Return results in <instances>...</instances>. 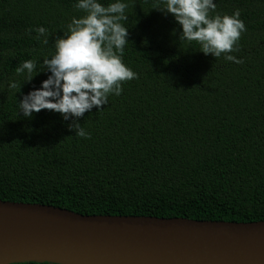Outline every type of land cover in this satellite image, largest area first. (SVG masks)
Returning a JSON list of instances; mask_svg holds the SVG:
<instances>
[{
	"label": "trees",
	"instance_id": "1",
	"mask_svg": "<svg viewBox=\"0 0 264 264\" xmlns=\"http://www.w3.org/2000/svg\"><path fill=\"white\" fill-rule=\"evenodd\" d=\"M124 2L122 59L136 78L102 111L63 121L50 110L17 115L48 73L24 83L16 67L33 59L43 70L55 39L86 13L75 0H0V200L85 216L264 222V0H214L246 26L228 53L239 63L180 41L158 0ZM77 122L86 138L70 130Z\"/></svg>",
	"mask_w": 264,
	"mask_h": 264
},
{
	"label": "water",
	"instance_id": "2",
	"mask_svg": "<svg viewBox=\"0 0 264 264\" xmlns=\"http://www.w3.org/2000/svg\"><path fill=\"white\" fill-rule=\"evenodd\" d=\"M264 264V222L85 216L0 200V264Z\"/></svg>",
	"mask_w": 264,
	"mask_h": 264
},
{
	"label": "clouds",
	"instance_id": "3",
	"mask_svg": "<svg viewBox=\"0 0 264 264\" xmlns=\"http://www.w3.org/2000/svg\"><path fill=\"white\" fill-rule=\"evenodd\" d=\"M74 7L86 14L71 18L67 31L55 39L53 54L42 60L43 70L37 69L33 59L16 67L24 83H30L41 72L48 73L38 88L16 100L17 115L22 113L31 119L34 113L50 110L63 121H75L93 108L102 111L110 94H121L122 82L136 78L122 59L128 43V28L121 23L128 19L127 3L114 0L105 6L99 0H75ZM216 7L214 0H158L154 9L172 15L181 29L180 41H195L204 55L217 58L225 54V60L239 63L228 53L236 50L234 46L246 26L238 9L229 15L215 12ZM35 31L43 37L42 43L48 44L47 29L40 26ZM18 86L20 89L17 81L8 83L13 90ZM69 128L75 129L77 136L88 135L78 122Z\"/></svg>",
	"mask_w": 264,
	"mask_h": 264
}]
</instances>
